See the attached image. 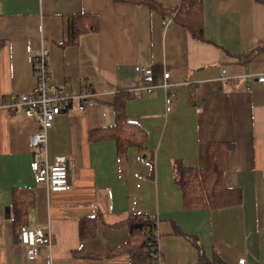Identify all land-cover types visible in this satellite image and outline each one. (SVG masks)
Returning <instances> with one entry per match:
<instances>
[{
    "label": "crops",
    "instance_id": "crops-1",
    "mask_svg": "<svg viewBox=\"0 0 264 264\" xmlns=\"http://www.w3.org/2000/svg\"><path fill=\"white\" fill-rule=\"evenodd\" d=\"M150 1L158 9L115 0H0V105L36 87L34 61L44 44L50 88L86 96L48 131L49 163L68 159L72 189L64 193H48L33 174L37 119L0 108V264H130L125 254L97 255L128 242L121 223L133 214L156 217L162 264H264V87L256 78L264 73L263 0ZM182 1L200 5L199 38L165 11ZM71 16L83 17L84 32L69 44ZM136 66L152 69L154 79L138 76ZM164 72L176 96L169 114L162 89L138 91L124 105L147 136L142 148L121 151L115 139H90L118 122L116 94ZM212 143L235 145L225 178L241 189L242 203L186 210L174 164L206 169ZM19 189L34 198L24 226L50 229L55 238L31 262L13 217Z\"/></svg>",
    "mask_w": 264,
    "mask_h": 264
},
{
    "label": "trees",
    "instance_id": "trees-1",
    "mask_svg": "<svg viewBox=\"0 0 264 264\" xmlns=\"http://www.w3.org/2000/svg\"><path fill=\"white\" fill-rule=\"evenodd\" d=\"M120 3L133 5H146L152 9H158V5L150 0H115ZM264 3V0H263ZM174 17L178 24L190 29L197 38L201 33L200 5L197 3L181 2L175 9L165 10ZM81 16L69 18V44L77 41L79 35L84 32L80 27ZM1 45V44H0ZM264 50V46H261ZM154 79V74L152 75ZM159 78H156L157 82ZM117 96L118 122L112 128L105 131V136L95 137L91 133L90 139L106 140L115 139L119 149L136 145L142 148L146 142L145 132L133 122H129L125 115L124 105L130 99L128 92L121 91ZM138 138V139H137ZM232 143H212L208 146V166L206 169H189L181 161L175 165V181L180 186L184 208L186 210H212L238 206L242 203V191L240 188H230L226 183V172L229 169L228 158L235 149ZM30 189H19L13 194V217L18 229L24 226L27 210L34 204V198ZM130 231V238L126 244L108 253L97 255L100 258H113L120 255H128L130 264H155L153 254L157 251L156 229L157 219L153 215L133 214L129 215L122 223ZM95 227V226H94ZM94 236V232L91 233ZM202 263H207L202 251ZM216 264L214 261L211 264ZM220 264V263H218Z\"/></svg>",
    "mask_w": 264,
    "mask_h": 264
},
{
    "label": "built area",
    "instance_id": "built-area-1",
    "mask_svg": "<svg viewBox=\"0 0 264 264\" xmlns=\"http://www.w3.org/2000/svg\"><path fill=\"white\" fill-rule=\"evenodd\" d=\"M167 22L166 25H170ZM34 71L37 79L36 87L27 94L11 98L4 101L0 108L9 111L21 110L27 118L37 119L36 132L32 135L31 146L39 150V156L32 163V171L36 182L45 185L48 193H64L72 189L67 157H57L53 163H49L47 158L48 131L53 127L55 119L63 112L67 111L75 100L82 101L86 96H76L60 90H52L50 82L52 80L49 71L47 46L43 45L41 51L35 56ZM135 72L140 77H152L153 70L135 67ZM226 71L223 69V75ZM170 74L164 72L163 76L152 84H140L133 90H128L132 96L140 91L141 96H147L159 89L165 93L166 114L172 111L173 102L176 96L171 92V85L168 80ZM257 82L264 87V73L259 75ZM81 111L84 106H80ZM18 245L25 249L26 258L31 262L37 258L38 249L47 247L52 250L55 238L51 230H43L39 227L28 228L22 226L18 229ZM157 238V233H156ZM157 240V239H156ZM155 264H162V258L157 251L153 254ZM238 264H247L245 259H241Z\"/></svg>",
    "mask_w": 264,
    "mask_h": 264
}]
</instances>
